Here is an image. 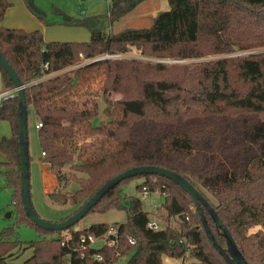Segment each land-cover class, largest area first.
<instances>
[{
  "label": "trees",
  "instance_id": "16d2710c",
  "mask_svg": "<svg viewBox=\"0 0 264 264\" xmlns=\"http://www.w3.org/2000/svg\"><path fill=\"white\" fill-rule=\"evenodd\" d=\"M143 1L109 0L110 21L125 17ZM169 1L171 9L160 12L149 27L106 34L100 19L92 16L83 22L91 33L89 41H48L41 29L4 26L13 3L0 0V50L26 85L28 109L33 107L37 121L43 123L38 137L46 153L44 161L59 180V188L49 198L55 204L71 206L69 217L109 179L129 168H169L201 191L249 262H264V121L252 128L240 125L242 113L264 112V52L190 64L101 58L133 47L157 59L180 60L203 57L210 49L215 53L249 49L251 36H261L264 41V23L257 24V18H237L235 13L264 14V0ZM25 3L46 21L33 8V0ZM235 22L242 24L240 29L234 27ZM204 37L212 43L204 42ZM171 68L186 76L176 80L153 75V70ZM0 69L5 89H14L8 74ZM82 82L89 85L83 88ZM235 82L249 87L237 88ZM86 92L103 98L107 120L97 122L98 103L87 100ZM114 92L122 96L113 99ZM19 112L17 95L0 103V120L8 121L12 128V135L1 141L8 158L0 162L2 173L7 186L14 189L20 219L34 224L39 233L37 240L25 246L32 247L33 254L24 264H100L94 258L97 252L110 259L116 248L87 247L82 237L101 235L112 224L50 231L26 214L20 193ZM65 167L80 174H74L79 188L71 193L61 190L74 180L63 171ZM133 178L142 179L137 184L141 193L167 192L157 210L182 221L178 228L152 230L147 223L153 211L146 210L142 198H132L128 220L115 224L119 226L120 257L131 254L127 264H163L164 256L183 258L184 264H228L208 238L189 193L165 176L129 177L91 211L122 208L121 186ZM190 204L196 209L193 215L187 213ZM204 210L218 242L226 246L210 212ZM256 226L260 229L251 232ZM65 232L70 239L62 245ZM14 234L12 228L1 234L0 264H15L9 255L19 244L11 241ZM131 237L135 244L129 242ZM188 255L195 261H187Z\"/></svg>",
  "mask_w": 264,
  "mask_h": 264
},
{
  "label": "rangeland",
  "instance_id": "374dc122",
  "mask_svg": "<svg viewBox=\"0 0 264 264\" xmlns=\"http://www.w3.org/2000/svg\"><path fill=\"white\" fill-rule=\"evenodd\" d=\"M13 3V5L7 10L5 15V20L11 25H19L23 24V20L26 18V3L25 0H9ZM109 0H33V8L42 13L44 18L46 19V23L33 14L35 18L44 23V25L48 27H52L57 32V36L62 38L63 41H89L91 39V34L87 27L83 24L84 20L89 17L96 16L100 19V24L103 28V31L106 34L118 33L128 28H145L152 25L154 18L162 11L171 9V4L169 0H145L141 2L135 9H133L130 13H128L125 17L121 18L118 21L111 22L108 16L109 12ZM30 11V9L27 7ZM31 12V11H30ZM32 13V12H31ZM251 16V17H250ZM235 17L249 20H255L258 22L257 24L264 23V14H258L256 17L253 14H248L246 12L235 13ZM247 17V18H246ZM250 18V19H249ZM241 23L235 22V28H241ZM10 27H20V26H10ZM244 27V26H243ZM87 38V39H86ZM212 39V38H211ZM204 42L212 43V41L207 38H203ZM251 43H248L249 49H242L231 53H215L207 52L200 58H191V59H175V58H163L157 59L154 56L143 55L137 48L133 47L130 51L126 53L117 54L113 58H136L141 60H150V61H162L169 64H190L194 62L200 61H210L219 58L225 57H243L248 55H257L259 53L264 52V41L261 36H251ZM105 56V55H104ZM103 57V56H101ZM112 58V57H111ZM84 62L83 64H85ZM153 75L155 77H171L173 79L179 80L182 77H185L186 74L182 73L179 70H170L166 72H157L153 70ZM88 86L89 84L86 82H82L81 86L83 88ZM235 86L240 89H246L249 85L244 82L239 83L235 82ZM4 90V88H3ZM122 95L119 93H112L113 99H118ZM85 98L90 100L91 102H97L100 112V120H107V112L105 111L106 103L102 97H98L89 93H85ZM28 114V131H29V150L30 156L34 158V160H38L41 156V146L38 137V128H37V119L35 117L34 108L30 107ZM244 118H241L242 124L241 126L245 128H252L256 123L259 124L264 121V112H244L242 113ZM106 122V121H105ZM9 123V122H8ZM10 124V123H9ZM232 124V123H229ZM10 126V125H9ZM12 130L9 127V135ZM2 134L0 136V162H6L7 155L3 152L1 148V141L4 136H9ZM0 163V239L1 234L5 229L12 228L14 231V235L11 238V241H16L19 244L16 245L13 249L9 251V255H12L13 262L15 264H24V261L28 259L33 254L32 247H25L29 245L32 241L37 240L39 237L38 230L34 224L26 222L20 219V215L18 212V208L14 203V189L12 187L7 186V180L4 175L2 168L3 164ZM64 172H67L70 177L74 180H71L66 188L62 187L61 190L64 192H74L79 188V184L75 181V176H80L79 173H76L75 170L70 169V167H65L63 169ZM31 175L32 179L34 176V161L31 163ZM142 182L141 178H133L128 183L123 184L121 186L123 199V207L111 208L106 212L99 211H91L85 217H83L75 227L77 229H83L89 227L94 223H108V224H116L123 223L128 220V209L130 207V203L132 198L138 197L144 200V206L146 210L152 211L154 207L158 204L163 203L164 197L159 192H152L148 195H143L138 189L137 184ZM33 201L35 202L34 207L39 213L41 217H44L41 211L40 206H38L36 195L33 197ZM41 207L49 212L56 213H67L71 211L72 208L62 205H58L52 203L49 198H46L44 195H41L40 203ZM196 212L194 204L189 205V209L187 213L193 215ZM155 214H158L160 217L166 220L165 226H173L179 227L182 219L178 216L176 217H167V212L165 210L159 209V211H155ZM192 221V220H191ZM260 229V226L253 227L250 231L256 232ZM102 241H99L97 245H100ZM131 254H125L124 256L119 257L114 264H127L130 259ZM187 261H195V259L191 258L189 255L186 256ZM163 261L165 264H184L183 258H174L164 256Z\"/></svg>",
  "mask_w": 264,
  "mask_h": 264
},
{
  "label": "water",
  "instance_id": "95a60500",
  "mask_svg": "<svg viewBox=\"0 0 264 264\" xmlns=\"http://www.w3.org/2000/svg\"><path fill=\"white\" fill-rule=\"evenodd\" d=\"M101 58H109L103 56ZM0 67L8 74L13 82L19 98V150H20V169H21V200L24 210L29 218L39 227L50 231H62L71 226L76 225L83 217H85L97 205V203L113 188H115L123 180L144 174H159L179 184L186 190L193 199L197 210L200 214L202 224L214 247L224 257L228 264H264L249 262L241 250L239 249L232 233L218 216L217 212L201 191L187 178L180 173L156 165H142L129 168L116 176L109 179L103 184L75 213L61 221L47 220L39 215L34 207L31 193V161L29 150V131H28V104L26 101L25 88L19 74L12 64L7 60L0 50ZM204 207L210 212L216 227L226 240V246L221 245L213 230L209 226Z\"/></svg>",
  "mask_w": 264,
  "mask_h": 264
},
{
  "label": "crops",
  "instance_id": "0c3cea01",
  "mask_svg": "<svg viewBox=\"0 0 264 264\" xmlns=\"http://www.w3.org/2000/svg\"><path fill=\"white\" fill-rule=\"evenodd\" d=\"M27 7H26V10H25L26 11V18H25V20H23V22H24L23 24L11 25L4 18L3 25L6 26V27L20 26V27H10V28H23V29H26V30H29V31L30 30H35V29H41L44 32L46 40H48V41H63L62 38L57 36L56 30H54L52 27L50 28V27L44 25V23H46V22L43 19L42 20H43L44 23L39 21V20H37L35 18V16L33 15L34 13L30 10L32 12L31 13L27 9ZM3 88H4V90H3ZM5 90L6 89H5L4 85H3L2 72H1V69H0V93L5 91ZM35 117H36V114H35ZM36 119H37V117H36ZM9 125L10 124L8 123V121L0 120V136L2 134L9 135V127H11V125L10 126ZM11 130H12V128H11ZM11 135H12V132L9 135V137ZM30 161H31V163L34 161V176H33V179H32V175H31L32 200H33V197L36 195L37 202H38L37 204L41 208L42 214L44 216L43 218H45L47 220H51V221H61V220L65 219L67 217V215L70 213V211H68L67 213L65 212V214L64 213H59V211L56 212V213H53V212H49L48 213L39 204L40 200H41V195H44L46 198H49V194L51 192H54L55 190H57V188H59V186H60L59 185V180L57 178V175L50 168L49 164L44 161V156H43L42 149H41L40 158L35 161L34 158H32L30 156ZM30 171H31V168H30ZM33 203L35 204L34 201H33ZM63 207H65V206H63ZM68 207L70 208L71 206H68Z\"/></svg>",
  "mask_w": 264,
  "mask_h": 264
},
{
  "label": "built area",
  "instance_id": "2783aa9c",
  "mask_svg": "<svg viewBox=\"0 0 264 264\" xmlns=\"http://www.w3.org/2000/svg\"><path fill=\"white\" fill-rule=\"evenodd\" d=\"M106 56H108L109 58L111 57H114V56H117V54H106ZM17 95V91L16 89H8V90H5L3 92L0 93V103L8 98V97H13ZM43 125L42 122H38L37 123V128L41 127ZM46 155L45 152H43V156ZM159 192L165 199V197L168 196V193L167 192H160V191H157ZM149 192H147L146 190L143 192V195H148ZM162 204H158L154 207V210L153 211V214L150 215V218L148 220V223H147V227L152 229V230H161V229H164L166 227H168L167 225L165 226L166 224V220L163 219L162 217H160L158 214H155L154 212L157 211L158 208H161L162 207ZM70 239V234L68 232H65L64 233V236H63V240H62V245H65L66 242ZM82 241L84 243H86L87 247L88 246H96V247H109V248H116V253H113L112 257L110 259H107L105 257V255L102 253V252H97L95 253L94 255V258L100 263V264H114V262L116 261L115 258H119L120 257V253L117 251V248L119 246V242H120V236H119V226L118 225H115V224H112L108 230L101 234V235H96V234H93V233H90L88 234L87 236H84L82 237ZM99 241H102V243L100 245H97V243ZM129 242L132 243V244H135L136 243V239L134 237H131L129 239ZM163 264H165L163 262Z\"/></svg>",
  "mask_w": 264,
  "mask_h": 264
}]
</instances>
